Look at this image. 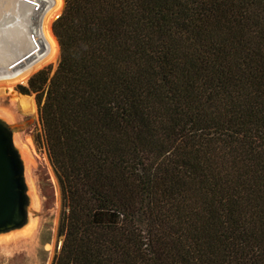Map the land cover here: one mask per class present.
Returning a JSON list of instances; mask_svg holds the SVG:
<instances>
[{"label": "trees", "instance_id": "trees-1", "mask_svg": "<svg viewBox=\"0 0 264 264\" xmlns=\"http://www.w3.org/2000/svg\"><path fill=\"white\" fill-rule=\"evenodd\" d=\"M33 75L62 195L53 264H264V0H66Z\"/></svg>", "mask_w": 264, "mask_h": 264}, {"label": "rangeland", "instance_id": "rangeland-1", "mask_svg": "<svg viewBox=\"0 0 264 264\" xmlns=\"http://www.w3.org/2000/svg\"><path fill=\"white\" fill-rule=\"evenodd\" d=\"M48 67L53 75L58 67L57 61L33 75ZM33 75L26 83H18L15 90L21 93L19 87L28 86ZM6 93L7 89L0 87V119L15 127L14 144L24 163L29 206L28 220L22 228L0 234V264H53L64 239L59 234L62 195L44 144L36 96L27 95L35 102V113L23 115L11 106Z\"/></svg>", "mask_w": 264, "mask_h": 264}, {"label": "bare ground", "instance_id": "bare-ground-1", "mask_svg": "<svg viewBox=\"0 0 264 264\" xmlns=\"http://www.w3.org/2000/svg\"><path fill=\"white\" fill-rule=\"evenodd\" d=\"M63 7L64 0H0V87L23 115L34 114L36 105L15 86L58 58L52 25Z\"/></svg>", "mask_w": 264, "mask_h": 264}, {"label": "water", "instance_id": "water-1", "mask_svg": "<svg viewBox=\"0 0 264 264\" xmlns=\"http://www.w3.org/2000/svg\"><path fill=\"white\" fill-rule=\"evenodd\" d=\"M66 6L67 1L64 0L63 11L56 20L62 16ZM56 61L59 66L61 53ZM14 130L15 127L0 119V234L20 229L28 220L29 198L24 163L14 144Z\"/></svg>", "mask_w": 264, "mask_h": 264}, {"label": "flooded vegetation", "instance_id": "flooded-vegetation-1", "mask_svg": "<svg viewBox=\"0 0 264 264\" xmlns=\"http://www.w3.org/2000/svg\"><path fill=\"white\" fill-rule=\"evenodd\" d=\"M20 94H22V93H20Z\"/></svg>", "mask_w": 264, "mask_h": 264}]
</instances>
